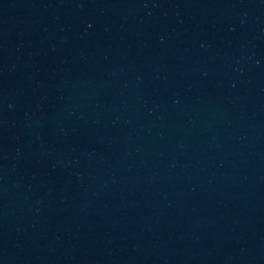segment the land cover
<instances>
[{
    "label": "water",
    "instance_id": "95a60500",
    "mask_svg": "<svg viewBox=\"0 0 264 264\" xmlns=\"http://www.w3.org/2000/svg\"><path fill=\"white\" fill-rule=\"evenodd\" d=\"M0 264H264V0H0Z\"/></svg>",
    "mask_w": 264,
    "mask_h": 264
}]
</instances>
